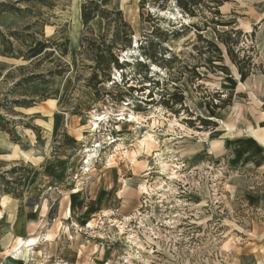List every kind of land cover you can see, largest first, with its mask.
Listing matches in <instances>:
<instances>
[{"label": "rangeland", "instance_id": "obj_1", "mask_svg": "<svg viewBox=\"0 0 264 264\" xmlns=\"http://www.w3.org/2000/svg\"><path fill=\"white\" fill-rule=\"evenodd\" d=\"M83 2L0 0L27 9L21 16L0 14L2 35L13 42L12 32L22 42L35 39L29 48L18 41L23 58L0 56V118L8 123L7 132L0 131V264H12L11 258L22 264H235L231 251L244 245L259 214L247 197L260 190V180L232 178L229 169L204 159L201 133L214 129L203 120H219L220 109L212 104L227 100L223 82L229 79L212 66L203 67L208 54L199 56L196 48L206 49L193 29L177 38L164 33L197 22L202 26V20L181 14L174 0H159L161 8L142 10L140 0L101 2L104 9L122 11L133 35L130 48L122 50L121 29L108 32L106 44L113 41L118 62L128 63L111 70L109 81L98 86L99 101H94L85 86L90 54L79 44ZM263 2L229 0L217 20L233 24L216 27L220 34H230L231 41L224 39L233 54L249 58L262 72L254 61L257 45L264 42V25L239 36L231 31L251 23ZM198 15L211 18L204 9ZM155 33L162 34L161 48L177 62L167 68L149 66L144 73L135 67L141 60L139 46L151 36L155 42ZM201 34L222 49L223 61L216 66L235 74L213 30ZM236 39L237 46L232 44ZM184 66H198L201 80L189 84L190 74H184L177 83L183 107L167 108L161 94L173 92ZM63 70L67 72L49 77ZM30 76L38 79L21 83ZM95 116L102 118L96 129ZM130 116L138 121L128 122ZM62 156H78L79 162L60 180L48 169ZM163 164L169 165L164 171ZM108 172H116L121 190L133 188L137 205L129 214L122 211L126 196L110 187L114 178ZM79 194L83 203L73 210Z\"/></svg>", "mask_w": 264, "mask_h": 264}, {"label": "crops", "instance_id": "obj_2", "mask_svg": "<svg viewBox=\"0 0 264 264\" xmlns=\"http://www.w3.org/2000/svg\"><path fill=\"white\" fill-rule=\"evenodd\" d=\"M103 1L99 2L101 7ZM262 5V11L256 13L257 21L255 22V18L251 17L252 22L247 21L243 26L240 25L238 30L248 33L264 25V2ZM109 11L122 13L119 9ZM77 25L78 31L82 29L83 32L80 9ZM89 27L93 35L98 37L105 32V21L95 18L90 22ZM256 51L255 65L264 69V42L257 45ZM234 70L235 74L229 72L230 75L227 77L229 80L223 82L225 92L232 93L231 104L220 109V114L216 115L219 120H215L216 127L213 131L201 132L204 133L202 147L205 152L204 159L219 163L224 170L229 169L230 177L260 180V183L256 184L260 190L247 197V204L259 214L251 222V230L247 231L244 245H236L231 251V258L235 264H264V71H258L254 65L250 68L245 64L240 65L239 68L234 67ZM60 158L54 161L48 171L56 175V179L62 180L74 170L79 157ZM118 172L120 173L119 170ZM108 174L114 178L110 187L113 186L114 191L118 190L117 193H124L126 196L125 199L122 198V211L129 214L137 205L133 188L128 186L127 190H121L119 180L115 178L116 172L113 175L111 172ZM107 196L109 197V193ZM82 203L83 196L79 194L73 199L72 209H77Z\"/></svg>", "mask_w": 264, "mask_h": 264}, {"label": "trees", "instance_id": "obj_3", "mask_svg": "<svg viewBox=\"0 0 264 264\" xmlns=\"http://www.w3.org/2000/svg\"><path fill=\"white\" fill-rule=\"evenodd\" d=\"M29 1H35L38 3H46V0H24V2ZM159 0H140L139 6L142 10L145 6H155L158 8H161L160 6H156ZM229 0H174L175 7L181 12V14L188 16L189 18H200L201 25L197 23L191 24L189 27L180 26V29L178 31L173 32H164L166 35L172 36V38H177L181 36L185 31L188 29H193L196 33L197 41L200 43H203L205 45V52H202L201 49H197L199 56H202L203 54H208L206 58L203 60V67L210 69V66H212L215 69H218L220 72H223L226 76H229V70L227 67L224 66H216L217 63H222L223 61V52L222 49L218 44H216L214 41L207 40L203 38L202 32L206 31L208 28H211L216 35L217 41L225 48V52L228 55V57L231 60V63L239 68L240 65L245 64L249 66L250 68L253 67V64H251V61L249 58H243V60H240L236 54H233L229 47V41H231V38L229 37V33L220 34L216 31V27L223 26V27H230L233 23H224L222 24L219 22L221 18V14L219 9L227 3ZM100 0H88L81 4L80 7V13H81V21L83 24V32L80 36V50L87 51L90 56H88V60L92 62V66H87V68L90 70V75L85 81L86 88L90 89L92 91V94L95 97L96 101H99L98 98V86L102 85L104 82L109 81L111 70H122L123 67L127 66L128 62H118V56L114 53V50L118 51L119 49L113 45V41L106 44V36L108 35V32L111 31L114 35L117 28L121 29V40H122V50L130 48V36L133 35L132 28L130 25L124 21L123 15L120 11H109L106 9H103L100 4ZM168 0H162L163 4H167ZM165 7H162L161 10H164ZM207 10L211 18H205L203 16H199L198 12L202 10ZM27 12V9L21 10L20 8L15 7L14 5L10 4H4L0 3V14L1 13H9L16 16H21L23 13ZM95 18H101L105 21L106 30L105 32L95 37L89 27V24L92 20ZM29 28V27H28ZM27 28V29H28ZM235 32V33H233ZM235 36H239L241 34L240 30L237 31H231ZM155 42L151 38H148L143 45L139 46V52H140V58L139 62H136L135 67L139 68L141 70H144V73H149V66H157L158 68H167L170 67L171 64L177 62V58L175 55L171 54V51L167 49L161 48V41L164 40L162 37V34L155 33ZM20 36L17 32L10 33L9 37L13 38V41L9 40L7 37L3 36L0 32V56H4L7 58H14L19 59L23 58V52L20 49V46L17 45L18 41L22 43L23 46L29 48L34 43L35 39H30L29 42L27 40H22L18 38ZM227 38L228 40L224 39ZM158 43V44H157ZM231 43V42H230ZM232 44L236 45L238 44L237 39L233 40ZM134 49V48H133ZM166 55L168 57H166ZM147 62V63H146ZM198 66H193L191 68L183 67L184 72H180L179 78H177L175 81H173L174 87L173 92L171 94H161L160 99H162V105L169 108L171 106L178 105L181 108L183 107V103L185 100V97L183 93L180 91L179 87L177 86V83H179L184 76V74H190L188 77L189 84H192V80L200 81L201 77L199 74L196 73V69ZM67 70H63L60 72H50L49 77L54 76H61L63 75ZM144 78L146 79V74L144 75ZM36 79L35 76H30L21 81L24 85L30 84L34 82ZM20 85V83L18 84ZM131 90L133 88H130ZM232 100V93H227V100L221 101L219 104L213 105V108L216 109H224L225 107L229 106L231 104ZM22 105V104H20ZM21 107V106H20ZM204 125L206 128L210 126V124H213L214 128L216 127L215 123H211L207 120H203ZM8 123L5 122L4 119L0 118V131L7 132L6 125Z\"/></svg>", "mask_w": 264, "mask_h": 264}, {"label": "bare ground", "instance_id": "obj_4", "mask_svg": "<svg viewBox=\"0 0 264 264\" xmlns=\"http://www.w3.org/2000/svg\"><path fill=\"white\" fill-rule=\"evenodd\" d=\"M123 119V118H122ZM94 121H93V123H94V125H95V129L98 127V121H101L102 120V118L100 117V116H95L94 117V119H93ZM138 121V118H136V117H133V116H130V120L128 121V122H130V123H136ZM93 125V124H92ZM170 127H172V124H171V126ZM152 137H150L149 138V140L151 141L152 139H151ZM169 165H167V164H163L162 165V168H163V171L165 170V168H167ZM174 178V174H173V176L171 177V179H173ZM22 249H26V248H22ZM11 260H12V264H22L17 258H11Z\"/></svg>", "mask_w": 264, "mask_h": 264}, {"label": "built area", "instance_id": "obj_5", "mask_svg": "<svg viewBox=\"0 0 264 264\" xmlns=\"http://www.w3.org/2000/svg\"><path fill=\"white\" fill-rule=\"evenodd\" d=\"M134 41H136V40H134ZM134 43H136V42H133V44H134ZM124 54H126V53H124ZM119 60H120V59H119ZM115 74L118 75L119 79L122 78L121 75H120L119 73H116V72H115ZM112 80L115 81V78L113 77V75H112ZM108 137H109V136H108ZM107 139H108V138H107ZM113 143H114V141L111 142L110 144H113ZM110 144H108V145H110ZM98 148H99V145H98V143H96V144L93 146V149L96 150V149H98Z\"/></svg>", "mask_w": 264, "mask_h": 264}]
</instances>
